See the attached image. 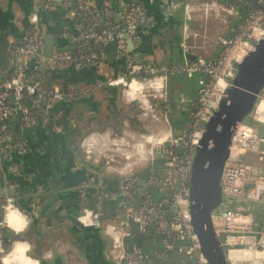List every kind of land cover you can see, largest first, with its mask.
Instances as JSON below:
<instances>
[{
  "label": "built area",
  "instance_id": "2783aa9c",
  "mask_svg": "<svg viewBox=\"0 0 264 264\" xmlns=\"http://www.w3.org/2000/svg\"><path fill=\"white\" fill-rule=\"evenodd\" d=\"M56 1L43 0V3L50 6ZM61 1L70 7L71 15L83 16L91 22V26L82 33L77 42L80 54L76 56L66 52L64 56L57 57L59 62L73 58L79 66L100 64L101 51L91 46V42L101 38L106 43L112 41L116 55L124 57L125 62V69L118 75L110 77L108 83L120 85L122 94L129 99L147 101L144 106L146 110L148 107L151 108L149 97L146 96L163 95L170 74L184 73L191 78L196 76L198 91L196 102L188 109L187 125L173 128L170 125L165 127L162 123H158L157 126H154L153 122L148 124L150 134L156 139L165 132L168 135L161 138V141H156L160 142L157 156L162 158L161 169L151 170L143 178L146 185L140 203L135 204L133 200L138 195V182L142 178L137 174H130L126 169L127 163L119 165L116 170L120 179L115 189H99L96 174L79 183L80 195L85 199L78 215L79 221L84 225L99 227L109 238L108 253L114 264H144L149 254L171 259L177 264H208L194 231L190 207V177L194 154L203 136L206 121L219 105L226 89L232 84L237 72V63L264 35V0H256L263 7L249 6L243 11L242 17H238L237 24L231 25L228 33L220 35L222 49L218 55L206 57L197 54L190 57L196 46L192 38L198 33L192 30L188 22H184L180 44L182 59L178 62L163 60L159 64L136 59L129 48L128 38L133 42L138 41L140 39L138 27L149 21L147 9L140 2L133 1L117 12L109 5L100 8L91 0ZM246 3L249 1L246 0ZM213 5L216 15L222 16L226 21L228 15L238 12L236 5H228L217 0L196 4L187 1L184 7L187 16L190 17L196 8L208 11ZM99 19L105 20L106 24L98 30L96 24ZM32 20L38 22V12H34ZM8 51L13 56L21 54L37 57L42 64H46L50 59L46 54V42L38 24L22 39L11 42ZM38 70L36 67L34 72L27 76L24 66L19 65L5 78L0 72V146L10 148L8 122L17 113L18 108L21 109L22 117L26 121H35L38 114L43 120L49 121L51 117L49 108L53 102L74 95L75 87L72 85L68 90L62 89L59 85H46L43 81L44 75ZM25 96L30 99V104L23 101ZM156 119L160 120L158 116ZM262 124L264 84L252 110L234 129L230 153L222 172V200L211 214L212 226L224 245L228 264H264V133L260 132ZM86 142L93 144L89 143V140ZM132 144L136 146L133 151L124 149V154L128 158L132 153L134 155L135 149L142 151L141 147L144 145L139 141H133ZM87 146L86 158L91 159L93 150L90 145ZM134 162H137V159H134ZM1 165L0 157V167ZM149 187L158 190L156 199ZM90 189L93 194L88 200ZM5 191L7 196L2 203L4 217L0 220L1 225L8 221L9 209L18 210L15 204L16 197L9 184H6ZM113 197L119 198L115 212L106 205ZM234 197L239 201L230 203V199ZM249 201L261 203L259 213L248 206ZM168 211H172L171 217ZM121 212L127 217H132L139 224L141 231H149L151 234V230H154L156 236L151 238L154 246L148 251L134 239L132 226L128 220L120 218ZM5 251L4 239L0 237V264H5L2 258L9 250ZM174 251L178 255L176 259L171 255Z\"/></svg>",
  "mask_w": 264,
  "mask_h": 264
},
{
  "label": "crops",
  "instance_id": "0c3cea01",
  "mask_svg": "<svg viewBox=\"0 0 264 264\" xmlns=\"http://www.w3.org/2000/svg\"><path fill=\"white\" fill-rule=\"evenodd\" d=\"M91 1L100 8L109 5L117 12L133 1L140 2L147 9L149 21L138 27L140 39L129 46L132 55L138 60L151 64H159L163 60L178 62L182 59L180 44L183 23L188 22L194 27L193 22L196 18L194 11L193 16L190 17L187 16L184 5L170 11L168 0ZM69 11L70 7L61 0L50 6L45 5L43 0H0L2 77H9L16 66L22 65L26 68L34 64L33 56L21 54L13 56L8 51L11 42L20 40L31 30L32 23H35L32 20L34 12H38L43 30L54 33L55 49L64 45H77L82 33L85 32L86 21L77 20L78 16L71 15ZM237 21L238 18L235 24ZM214 22L213 26H218V23ZM219 37L205 34L196 39L195 36V39H192L197 43L192 54L206 57L218 55L222 49ZM214 40L218 44L214 45ZM5 43L8 45L4 50ZM93 43L102 54V62L98 65L79 66L73 58L59 62L58 56H64L66 52L74 49L61 53L55 50L53 58L46 66L48 70L44 74L43 81L47 84L59 85L64 90H68L72 85L75 87V93L73 96L68 95L63 100L53 102L49 108L51 112L49 121L43 120L40 114L33 122L26 121L22 117L21 109L18 108L17 113L8 122L10 148L0 146L2 161L0 220L4 217L2 203L7 196L6 184L11 186L18 210L9 209L8 221L4 225L0 224V237L17 234L13 236L11 248L5 255L3 261L5 264H38V258L31 254V245L37 250L35 254L41 256L46 251L51 238L64 240L62 236L58 237L56 234L63 232L66 237V225L68 227L73 225L72 213L76 207L79 183L93 174L100 179L99 165L87 159L77 146L76 138L79 135L83 138V146L91 138H94L92 141L98 140L102 135L101 131L110 139L111 135L122 131L136 135L147 126L139 117L137 101L140 100L127 98L121 93L120 85H113L107 81L125 69L124 59L115 55L113 49H106V42L101 38L95 39ZM178 75L186 76L184 73L170 74L167 83L169 78ZM182 82L184 83L181 84ZM176 83L175 87H182L179 95L173 98L174 101L170 100L178 106L177 119L174 120L177 121L176 124L171 123L170 116L164 114L162 108L155 106L157 110L154 114L165 127L187 125L188 109L197 100L196 76L188 77V80L181 79ZM23 101L26 104L31 102L27 96ZM151 108L154 110L152 103ZM75 117L84 120L81 131L75 130L73 126ZM167 135L168 133L165 132L158 139L153 134L142 137L146 142L153 144ZM161 162L162 160L153 161L150 168L142 169V172L147 176L152 168L159 171ZM99 182L97 181L98 185L101 184ZM106 183L99 186V189L110 190L117 187V182L113 179L106 180ZM100 231L104 239L109 240L102 230Z\"/></svg>",
  "mask_w": 264,
  "mask_h": 264
},
{
  "label": "water",
  "instance_id": "95a60500",
  "mask_svg": "<svg viewBox=\"0 0 264 264\" xmlns=\"http://www.w3.org/2000/svg\"><path fill=\"white\" fill-rule=\"evenodd\" d=\"M168 1L170 4L169 9L173 11L175 7H181L189 0ZM248 1L249 3L245 8L249 6L263 7V5L256 0ZM36 24L39 25L42 31V36L46 42V54L50 59L53 58L55 50L61 53L66 50L77 48V45L74 44L69 46L64 45L55 49L54 33L43 30L40 19L38 22L32 23V27ZM28 31L29 30H27V32ZM23 37L24 35L21 39ZM128 43L129 46L134 45L131 38H128ZM7 45L8 43H5L3 46L4 50L7 49ZM105 47L106 49H113L116 55L115 45L112 41L107 42ZM4 53L6 54V51H4ZM190 57H195V55L190 54ZM122 58L124 59V57ZM50 59H48L46 64H42L41 60L33 56L34 64L25 68L27 76L31 75L36 67H38L40 74L44 75L46 70H48L46 66ZM263 84L264 35L254 43L253 48L237 63V72L232 79V84L226 89L219 105L213 111L211 117L206 121L203 136L197 144L194 154L190 177V207L194 231L199 238L201 250L206 256L208 264H228L224 245L212 226L211 214L213 209L216 208L222 200V172L225 161L230 153L232 134L235 127L241 123L252 110ZM260 132L264 133V124L261 125ZM138 185V195L133 200L135 204H139L141 201L142 193L146 185L145 179L139 180ZM92 194V189H90L88 200ZM86 204L88 205L89 201H87ZM168 215L171 217L172 211H168ZM120 218L130 222L135 235L134 239H136L137 242L143 243L149 238L150 232L141 231L139 224L132 217H127L121 212ZM94 230L100 233H97L98 235L102 236L99 228H94ZM144 264L177 263L171 259L149 254Z\"/></svg>",
  "mask_w": 264,
  "mask_h": 264
},
{
  "label": "rangeland",
  "instance_id": "374dc122",
  "mask_svg": "<svg viewBox=\"0 0 264 264\" xmlns=\"http://www.w3.org/2000/svg\"><path fill=\"white\" fill-rule=\"evenodd\" d=\"M193 3H199L207 1V0H189ZM221 1L222 3H226L228 5H236V8L238 10L237 13L230 14L228 15L227 21L222 18L220 15H216L215 13V5L212 6L208 11H205L203 8H196L194 12L196 13V18L193 23L194 27L192 26V30L194 32H197L198 34L196 35V39L201 36L203 37L205 34H210L211 36H220L223 34H226L230 31V26L235 24L237 18L242 17V13L244 10H246V0H217ZM216 21L218 23V26L214 27L213 22ZM215 24V22H214ZM195 39V37H193ZM193 40V39H192ZM214 45L218 44L217 41H213ZM197 43V41H196ZM173 58V57H172ZM181 79H186L188 80V77L184 75H178L175 77H172L169 79V83H166L167 86L165 87V90L163 91V95H159L157 97H152V96H146L149 97L150 103H152V108H147V110L144 108L146 105L145 100H141V102L137 101L138 103V112H139V117H141V121L146 123V127L144 128L143 131L140 133H136V135H132L129 132L122 131V132H117L115 133L116 135H111V138L108 139V135L104 134L103 131H101L102 135L99 136L98 140H94V138L89 139V143L93 144H88V142L85 143V145L82 146V140L83 138L81 135H79L76 138V143L77 146L80 147V151H83L84 154L86 155V149L87 145H90L91 149L93 150V154L91 156V161H94L93 163H98V169H99V178L98 181L101 182L99 186L103 185L106 183V180L113 179L115 182H119V175H118V170H116L119 165H125L126 163V169L130 172V174H137L139 171H142V169H149L152 162L160 161L157 156V149L159 148L160 142H156L151 144L150 142H146L140 134H150V127H148V124L153 122L154 126H157L158 123L161 124V120L156 119L155 116V106H158L159 108L163 109L164 114L167 113L170 116L171 123L174 125V120L177 119V109L178 106L174 103H172L170 100H173V98L177 97L179 95V91L182 89V87H175L177 84V81H180ZM176 81V82H175ZM182 82L181 84H183ZM122 93V92H121ZM152 101V102H151ZM174 101V100H173ZM149 102V101H148ZM166 116V115H164ZM154 119V120H153ZM157 121V122H155ZM153 126V127H154ZM144 127V125H143ZM118 134V135H117ZM87 136V135H85ZM118 139L120 141H117L115 139ZM120 137H124V139H120ZM129 140V142H127ZM133 141H139L144 143V145L141 147L142 151H137L136 149L134 150V155L132 153L131 157H126L124 154V149L127 148L128 151L130 152L131 150L136 147L132 144ZM119 142V143H115ZM81 145V146H80ZM138 145V144H137ZM120 146L121 149H118ZM130 153V154H131ZM142 153L144 154L142 156ZM112 157L114 159L112 160ZM154 158V160H153ZM134 159H137V162H134ZM122 161V162H121ZM96 165V164H95ZM98 171V170H97ZM145 171V170H144ZM148 171V170H147ZM98 173V172H96ZM138 175V174H137ZM99 182V183H100ZM239 201L238 198L230 199V203L237 202ZM109 202L112 204H116L119 202L118 197H113L109 200ZM249 207L253 208L256 212L259 213L261 210V203L256 202V201H249ZM15 237V236H14ZM9 244H5L6 246V251L7 252L11 248V242H8ZM153 245V241L151 238L147 240V247H151ZM30 251L32 252L31 254L35 257L38 258L40 254L37 256L35 254L37 250L33 248L31 245Z\"/></svg>",
  "mask_w": 264,
  "mask_h": 264
},
{
  "label": "flooded vegetation",
  "instance_id": "af4514ba",
  "mask_svg": "<svg viewBox=\"0 0 264 264\" xmlns=\"http://www.w3.org/2000/svg\"><path fill=\"white\" fill-rule=\"evenodd\" d=\"M75 130L81 131L84 126V120L81 117H75ZM73 121V122H74ZM176 124L177 121H173ZM98 166V163H95ZM85 199L80 195L78 190L76 207L72 213L73 225L68 227L66 225V237L63 232H59L56 236L62 238H51L41 256H38V264H114L112 258L108 253L110 241L101 238L100 233L96 232L94 228H99L93 225H84L78 219V215L82 210ZM100 229V228H99ZM101 230V229H100ZM98 233V234H97ZM17 236V234H13ZM13 236L4 237V243L12 242ZM49 236V235H48Z\"/></svg>",
  "mask_w": 264,
  "mask_h": 264
},
{
  "label": "trees",
  "instance_id": "16d2710c",
  "mask_svg": "<svg viewBox=\"0 0 264 264\" xmlns=\"http://www.w3.org/2000/svg\"><path fill=\"white\" fill-rule=\"evenodd\" d=\"M76 16H78V19L77 20H79V21H83V20H85L86 21V23H85V30L84 31H87L89 28H90V26H91V22L90 21H88L87 19H85L83 16H81V15H79V14H77ZM105 24H106V21L105 20H102V19H99V21H98V23L96 24V28L99 30V29H101L102 27H104L105 26ZM91 46H93L94 48H95V46H94V43H92L91 42ZM97 49V48H96ZM99 50V49H98ZM100 51V50H99ZM71 54H73V55H76V56H78L79 54H80V51H79V49H74V50H71V51H69ZM170 79V78H169ZM45 83V82H44ZM46 85H48L47 83H46ZM158 159H160V160H162V158L160 157V158H158ZM155 168H157L156 166H155ZM153 169V168H152ZM151 169V170H152ZM150 170V171H151ZM149 171V172H150ZM138 176L140 177V178H145L146 176H145V173H143L142 171H139L138 173ZM149 189L151 190V191H153V193H154V196H155V199H156V197H157V195H158V190L156 189V188H153V187H149ZM106 205L107 206H109V208L113 211V212H115L116 211V207H117V203L116 204H114V203H110L109 201L106 203ZM154 236H156V233L154 232V230H151V234H150V236H149V238H153ZM149 238H147L143 243H139L142 247H143V249L145 250V251H148L149 250V248L150 247H147L146 245H147V240L149 239ZM152 240V239H151ZM172 258H174V259H176L177 257H178V255L176 254V252L174 251V252H172Z\"/></svg>",
  "mask_w": 264,
  "mask_h": 264
},
{
  "label": "bare ground",
  "instance_id": "6f19581e",
  "mask_svg": "<svg viewBox=\"0 0 264 264\" xmlns=\"http://www.w3.org/2000/svg\"><path fill=\"white\" fill-rule=\"evenodd\" d=\"M200 2H201V1H200ZM5 255H6V254H4V256H3V258H2V261H4Z\"/></svg>",
  "mask_w": 264,
  "mask_h": 264
}]
</instances>
